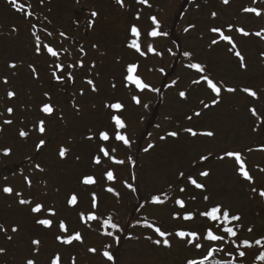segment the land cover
<instances>
[{"label": "rangeland", "instance_id": "374dc122", "mask_svg": "<svg viewBox=\"0 0 264 264\" xmlns=\"http://www.w3.org/2000/svg\"><path fill=\"white\" fill-rule=\"evenodd\" d=\"M180 1L148 0V4H141L138 0H124L122 7L116 0H44L43 4L40 0H17L23 5L21 10L9 0H0V127L3 128L0 131V223L8 228L7 234L13 236L9 241L0 232V247L7 250L0 254V264H25L27 259H35L37 264H51L57 253L61 256V264H71L73 257L76 264H185L187 259L203 258L210 247L223 249L212 255L221 261L249 264L248 259L243 260L238 255L236 244L245 239L255 242L264 237V198L251 191L252 187L264 190V171H261L264 169V57L261 56L264 35H254L258 31L264 33V0H230L228 5H224L222 0H188L185 13L177 19ZM251 7L260 9L261 15L243 11ZM92 11L98 12L99 16L92 17ZM28 12L32 15H27ZM212 12L217 16L212 17ZM137 13L139 19H136ZM152 16L160 22L159 30L167 32L168 36H148L155 27L150 19ZM93 20L94 24L89 26ZM133 24L141 31L142 51L151 44L162 55L148 53L142 57L128 47L134 38L130 32ZM190 24L196 27L185 32ZM230 24L233 28L229 31ZM174 27V32L181 39L182 50L191 52L195 63L207 65L210 78L223 82L227 87H235L236 93L222 91L218 105L203 108L201 101L211 104L215 97L205 82L201 81L199 85L192 83L205 75L187 66L192 59L176 61L173 74L163 80L174 62L176 47L170 36ZM211 27H220L226 35L233 37L245 57L246 70L240 68L238 58L228 50L230 45L226 41L211 45L213 39L219 40V34L212 33ZM240 27L253 35L243 36L236 31ZM44 29L52 35L48 36ZM34 31L40 35L42 45L49 44L61 53L58 59L47 53L38 55L34 52ZM61 32L65 35L61 36ZM93 45L98 47L93 48ZM81 47L84 53L80 52ZM80 59L84 61L83 67H68ZM93 62L94 68L91 67ZM132 62L139 64L138 75L153 88L167 84L162 103L156 104L158 92H140L135 86H126L125 69ZM10 63H16L17 67L10 68ZM58 63L64 64L63 72L55 68ZM30 65L35 67V75ZM161 68L163 72L159 71ZM54 71L62 76V80L54 78ZM68 72L72 73L74 81L68 79ZM5 77L8 83L3 82ZM88 79L94 81L98 92L91 91ZM244 87L257 91L259 99L243 93L241 89ZM8 91H14L16 96L9 98ZM180 91L187 93L186 99L179 96ZM133 95L140 97V105L134 103ZM117 101L126 106L119 114L126 121V134L132 141L130 152H133L128 157L136 163L133 165L130 160V163L116 165L102 156V164L98 166L92 162L102 143L96 134L105 129L112 133L109 116L110 111L115 110H109L105 105ZM45 103L54 108L51 115L41 111ZM154 105L155 111L152 109ZM8 107L14 108L11 115L6 111ZM251 108L256 109L255 116ZM197 111L200 116L194 115ZM188 116L192 119L188 120ZM8 119L13 121L11 125L4 124ZM40 120L45 121L44 134L36 130ZM146 122H154L149 127L147 138L143 130ZM189 127L198 133L211 130L216 135L211 138L192 137L183 131ZM21 129L29 132L27 138L19 136ZM170 131H178L180 135L160 139ZM90 135L96 138L87 139ZM40 139H44L46 145L37 150L36 144ZM103 143L110 151L116 149L113 155L117 159L127 161V146L122 148V142L112 139ZM149 143L155 147L145 153L143 149ZM62 146L69 149L65 159L58 156ZM7 148L11 149L10 154H5ZM225 150L242 152L254 183L237 175L234 158H219ZM209 154L208 161L199 160L201 155ZM32 160L36 163L32 164ZM36 164H40L44 171L36 169ZM107 169L116 173L114 182L106 180L104 173ZM203 170H210L208 178L197 176ZM179 171L196 176L199 182L206 184L207 192L195 189L182 178L178 179ZM133 173L135 180L132 179ZM83 174L93 175L97 183L82 185L80 179ZM124 181L133 184L136 191L127 188ZM99 183L107 186L99 187ZM6 186L13 188V194L3 192ZM107 187H114L119 196L108 193ZM179 187H185L186 191L181 193ZM92 192L100 201L99 208L95 210L97 215L103 219L112 215L126 235L128 230V236L124 238L123 233L107 229L122 235L119 245L104 235L103 228L95 222L86 225L78 218L79 212L92 210ZM16 193L22 195L17 196ZM73 193L79 200L76 207L67 204ZM164 193L168 196L164 205L150 202V196L160 195L164 199ZM205 194L211 197L210 201L202 199ZM192 195L197 197L195 201L190 199ZM177 198L185 199L187 209L197 213L193 220L173 218L175 212L183 215V210L174 203ZM19 199H31L33 205L43 203L45 210L42 214L32 213L29 205L18 203ZM141 199L145 201L142 207L141 204L138 206ZM216 202H222L232 213L242 216V220L234 224L238 238L228 236L222 230L219 232L215 223L199 215L200 211ZM48 208L55 209V216L47 212ZM37 217L53 219L56 224L60 220L65 221L69 234L81 232L84 242L61 244L55 239L56 235L62 234L57 225L47 231L35 223ZM146 224L173 233L168 237L171 248L155 245L146 239L147 236L153 240L163 239ZM13 225L19 226V232H11ZM208 227H212L216 234L224 235L225 239L205 240ZM248 227L253 231L248 232ZM36 229L41 232L36 234ZM179 230L199 233L195 242L203 247L198 249L194 244H188L186 240L191 238L176 237L175 232ZM33 239L41 241L38 253L31 243ZM89 248H96L97 252L90 253ZM105 250L112 251L117 260L108 261L103 256ZM245 252L253 260L254 255L247 250Z\"/></svg>", "mask_w": 264, "mask_h": 264}, {"label": "snow or ice", "instance_id": "6c2138e0", "mask_svg": "<svg viewBox=\"0 0 264 264\" xmlns=\"http://www.w3.org/2000/svg\"><path fill=\"white\" fill-rule=\"evenodd\" d=\"M9 2L12 3L18 9H21V10L23 9V5H21L20 3H17V0H9ZM138 2L141 4H148V0H138ZM229 2H230V0H222V3L224 5H228ZM40 3L43 4L44 0H40ZM116 3L121 5L122 7L124 6V0H116ZM243 11L248 12V13H254L256 16L261 15V10L258 8H255V7L245 8V9H243ZM27 15L31 16L32 13L28 12ZM91 16L94 18L98 17L99 13L92 11ZM211 16L216 17L217 13L212 12ZM136 19H139V13L136 14ZM150 19L153 22V24L155 25V27L150 32H148V36H150V37H161V36L166 37V36H168L167 32H163V31L159 30L160 29V22L157 20V18L155 16L150 17ZM94 22H95L94 20L90 21L89 26L93 25ZM195 27L196 26L194 24H190L187 28L184 29V31L187 32V31H189V29L195 28ZM232 28H233V25H231V24L228 25L229 31L232 30ZM44 31L47 33L48 36L52 35L51 32H47V29H44ZM210 31L212 33L219 34V40L213 39L211 41V45L218 44L220 42V40L226 41L230 45L228 50L230 52H233L235 57L238 58L240 68L246 70L247 64L245 62V57L238 50L236 42L234 41L233 37L231 35H226L220 27H211ZM236 31L239 32L240 34H242L243 36L253 35V33H249L243 27L237 28ZM130 32H131V35L134 37L130 41V43L128 44V47L130 49H134L142 57L147 56L148 53H155L157 55H162V53H157L155 47L151 44H149L147 46L146 51H142L141 43L139 41V37L141 36V31L137 25H135V24L131 25ZM32 34L34 36V52L36 54L39 55V54L47 53V54H50L51 57H54L57 59L60 57L61 53L59 51H57L53 46H51L49 44H43L42 45L40 35L36 34L35 31ZM60 35L64 36L65 33L61 32ZM254 35L257 37H260V36L264 35V33L258 31V32H255ZM96 47H98V46L93 45V48H96ZM65 51H67V50H65ZM168 51H171V49H169ZM80 52L84 53L83 47L80 48ZM183 55L186 57H191L192 53L185 51L183 53ZM261 56L264 57V52L261 53ZM76 66L83 67L84 66L83 59H80L77 62V64H69L68 65L69 68H73ZM187 66L191 69H196L199 73H204L206 71L205 66L199 62L190 63ZM9 67L12 69H15L17 67V65H16V63H10ZM29 67L31 68L33 74L35 75L36 74L35 67L32 65H30ZM64 67L65 66L62 63L55 64V68L57 70H59L60 72L64 71ZM91 67H93V68L95 67V62L92 63ZM138 68H139V64L136 62H132V63L127 64L126 69H125V75H124V81L126 82V86H135V88L138 89L140 92H143L144 90L159 92L160 91L159 88H153L151 84L145 82V80L140 75H138ZM159 71L163 72L164 69L161 68V69H159ZM53 76L57 81L62 80V76L58 75L55 71L53 72ZM67 77H68V79L73 80V81L75 79L72 76L71 72L67 73ZM201 81L205 82L206 86L212 91V93H214V97H215L211 100V104L204 103L203 101H201V104L203 105V108H205V109H208L209 107L214 106V105H218L221 102L222 91L227 92V93H236L237 92V89L235 87H227L226 85L223 84V82H217L214 78H210L209 75H201L199 79L192 81V83L199 85L201 83ZM3 82L8 83L7 77L4 78ZM175 83H176V81H173V84H175ZM87 84L91 86V91H93V92L99 91L92 79H88ZM113 87H115V85H113ZM241 91L243 93L248 94L252 98L259 99L258 92L253 90L252 88L244 87L243 89H241ZM81 95H83V89H81ZM7 96L9 98H14L16 96V93L14 91H8ZM45 96H48V93H45ZM179 96L181 98L186 99L187 93L185 91H180ZM132 100L134 101V103L136 105L141 104V99L139 96L133 95ZM105 107L108 108L109 110H115L114 112L110 111V116H109L110 124L112 125L113 131L110 134V132L105 129V130H100L96 134V137H98V139L102 143L98 146V153L94 155L92 162L95 165H98V166L101 165L102 164V156H103L105 158H108L113 164L123 165V164H125V160L117 159V157L115 155H113V153L116 152V149L112 148L110 151V149L108 147L104 146L103 142H109L112 139H115L116 141L122 142L125 146L131 147L132 141L129 138V136L126 134V129H127L126 121L122 118V115L119 114L125 110L126 106L124 103L117 101L114 103L106 104ZM144 107H147V105H144ZM6 111L8 114L11 115L14 112V108L8 107L6 109ZM41 111L44 114L51 115L54 112V108L52 107V105L45 103V104H43ZM250 111L252 112V114L254 116L257 114L255 108H251ZM194 115L200 116L201 113L199 111H197L194 113ZM187 119L191 120L192 116H188ZM12 123H13V121L11 119L4 121V124H7V125H11ZM36 130L40 134H44L46 132L44 120H40L38 122V124L36 125ZM121 130H125V131L122 132ZM253 130L255 131L256 129H253ZM0 131H3L2 127H0ZM183 131L186 133H190L192 137H196L198 135H201V136L211 138V137H214L216 135V133L214 131H211V130L198 133L197 131H194L191 127L185 128V129H183ZM18 134L20 137H24V138H27L29 136V132L25 131L23 129H21ZM179 135H180V133L178 131H170L166 134V136H161L160 139L166 140L168 137L176 138ZM96 137L90 135L87 137V139L92 140ZM45 145H46V141L44 139H40L39 142L36 144V148H37V150H40ZM154 147H155L154 144L149 143L147 145V147H145L143 149V151L145 153H147V152H149V150L153 149ZM248 151H251V149H248ZM68 152H69V149L62 146L58 150V156L61 159H65L67 157ZM10 153H11L10 148L5 149V154H10ZM226 157L227 158H234V161L236 164L235 171H236L237 175H239L240 177H242L243 180H245L249 183L255 182L254 177L250 174V171L246 167L245 160L243 158V154L241 151L225 150L223 155L220 156L219 158L224 159ZM209 158H210V154L209 155H201L199 157V160L200 161H208ZM77 159H79V157H77ZM128 159L132 161L133 165H135L136 162L134 160H132L131 157H128ZM35 168L41 172L44 171V169L41 167L40 164H36ZM261 171H264V169H261ZM210 174H211L210 170H203V171H199L197 176L200 178H208L210 176ZM104 176L106 177L107 181H113L114 182L117 179L116 173L112 169H107L104 173ZM179 178L186 180L191 186H194L195 189L200 190L201 192H207L206 184L199 182L198 178L196 176H193L191 173L186 175L185 172L179 171L178 172V179ZM132 179L133 180L136 179L135 173L132 174ZM27 183L29 186H31V180L30 179L27 180ZM80 183L84 186H91V185H95L97 183V180L91 174H83L81 179H80ZM124 183H125L127 188H129L133 191H136V188L133 186V184L128 183L127 181H124ZM169 187L171 188L172 186L169 185ZM2 190L4 193L9 194V195L13 194V191H14L13 188L10 186H6ZM105 190L108 193H114L116 196H119V193L116 191V189L114 187H107ZM179 191L181 193H184L186 191V188L185 187H179ZM251 191H252V193H258V195L260 197L264 198V190H258L257 188L252 187ZM16 195L21 196L22 194L16 193ZM196 198L197 197L195 195H192L190 197V199L192 201H195ZM149 199H150V202L153 204L164 205L168 199V196H167V193H164V199H162L160 195H152V196H150ZM202 199L205 202H208V201H210L211 197L209 195L205 194V195H203ZM18 203L21 205H29L30 211L32 213L42 214L45 210V205L43 203L37 202L33 205V201L31 199H19ZM174 203L181 210H183V215H181L180 212L173 213L174 219H181L182 218L185 221H191L197 215L196 212L187 209V204H186L185 199L177 198L174 201ZM67 204L69 206L76 207L79 204L78 196L75 193L71 194L67 200ZM99 206H100L99 197L97 196V194L95 192H92L90 194V207L92 210L88 211L87 213L79 212L78 216L81 219V221L84 222L86 225L90 221H96V222L100 223L102 218H101V216L97 215V212L95 211L99 208ZM142 206L143 205H141V207ZM47 212L50 215L55 216V209L54 208H48ZM199 215L201 217L207 218L210 221L217 222L216 226L218 228L221 224L225 225V227L222 228V231L224 233H227L231 237L238 238V230H237L236 226L235 225L228 226V225H231L232 222H240L242 220V216L239 213H232L230 208H228L222 202H216L214 204H211L204 211H200ZM35 223L37 225L43 226L45 229H51L53 227L54 220L50 219V218H39V217H37L35 219ZM138 223H139V221H138ZM146 226L149 228H154L155 233H157L159 237L163 238L162 240L161 239L153 240L151 236H147L146 239L152 241V243L155 245L163 244V246L171 248L172 244H171L170 240L168 239V237L173 235V233L162 231L160 227H156L153 224H146ZM101 227L104 229V232H103L104 235L113 238L114 242L117 245L120 244V241H121L120 235H118L112 231L107 230V229L111 228V229L117 230V232H119V233L124 232V228L121 227V225L119 223L114 222L112 215H108L107 218L102 220ZM240 227L242 228L243 225H240ZM58 228L62 234L56 235L55 239L57 241H59L61 244L73 245L74 242H79V243L84 242V237H83L81 232L73 231V232H71V234H69L70 230H69V227L65 221L60 220L58 222ZM247 231L252 232L253 231L252 227H248ZM0 232H3L5 234L7 240L11 241L13 239L12 235L7 234L8 228L4 227L3 223H0ZM11 232L12 233L19 232V226L13 225L11 227ZM199 235L200 234L195 232V231L179 230V231L175 232V236L178 238H181V239L191 238V239H187L186 242L188 244H194V246L198 249L203 247L202 244L195 242L199 239ZM129 238H132V237L129 236ZM204 239L207 241H223L225 239V237H224V235L216 234L212 230V227H208L205 230ZM31 243H32V245L35 246V251L38 253L41 241L39 239H33L31 241ZM233 243H235V241H233ZM262 243H264V237H262L261 239L255 240L256 245H261ZM242 244L245 248H251L252 247V242H250L249 240H246V239L242 241ZM107 247L111 248V245H108ZM237 247L239 248V245H237ZM6 251L7 250L4 247H0V254H5ZM88 251L90 253H96L97 249L96 248H89ZM217 251H223V249L222 248H216V247H210L207 254L204 255L203 258H201L199 260L195 259V258L187 259L185 264H206L209 257L214 255ZM238 255L240 257H244L246 255V252L241 250L238 252ZM103 256L106 257L107 260L110 262H115L117 260V257L113 254L112 251H109V250L103 251ZM229 256H231V253H229ZM259 259L264 261V253L260 254ZM25 264H37V262L35 259H27ZM51 264H61V256L58 253L51 260ZM71 264H76L75 257L72 258ZM216 264H232V262L231 261H217Z\"/></svg>", "mask_w": 264, "mask_h": 264}, {"label": "trees", "instance_id": "16d2710c", "mask_svg": "<svg viewBox=\"0 0 264 264\" xmlns=\"http://www.w3.org/2000/svg\"><path fill=\"white\" fill-rule=\"evenodd\" d=\"M187 1L188 0H181L180 1V11H179V13H178V16H177V19H180L182 16H183V14L185 13V9L188 7V4H187ZM189 2V1H188ZM175 27L173 28V31H171V37L173 38V41L175 42L174 44H175V47H176V51L174 52V62H172V64H173V66H172V69L170 70V71H168V72H166L165 73V76H164V79L163 80H166V79H168L172 74H173V71L175 70V63H176V61L177 62H180V61H182V60H184V59H187V60H191L192 59V57H186V56H184L183 55V53L185 52L184 50H182V47H181V39H180V37L178 36V34H176L175 32ZM191 63H195L194 61H193V59H192V62ZM197 63V62H196ZM200 63V62H199ZM201 64H203V63H201ZM204 66H205V69H206V71L204 72L205 73V75L206 74H208V75H210V72L208 71V67H207V65H205V64H203ZM166 87H167V84H164V86H159V89H160V91L158 92V95H157V102H156V104H159V103H162V99L165 97V94H166V91H165V89H166ZM152 109L155 111V109H156V107H155V105H154V107H152ZM143 120V119H142ZM141 120V121H142ZM152 123H154V122H150V123H144V125H145V128L143 129L144 130V134H145V138H147L149 135H150V130H149V127H151V125H152ZM113 142H111V146H113V144H112ZM124 145V144H123ZM121 147V146H120ZM125 147V145L122 147V148H124ZM130 148L131 147H126V149H125V151H126V153H127V155H126V159H127V161H125V162H128V163H130L131 161L128 159V156H129V153H132L133 151H131L130 152ZM132 149V148H131ZM34 163H36V160H32V164H34ZM202 163V162H201ZM35 166V165H34ZM22 170V169H21ZM98 182H100L99 180H98ZM101 186H103V188H105L106 186H107V184H105V185H101L100 183H99V187H101ZM138 193V192H137ZM161 197H163V196H161ZM87 204V203H86ZM140 204L141 205H144L145 204V201H143L142 199H141V201H139V204H138V206H140ZM82 212H85V213H87L88 211H85V210H83ZM78 218H79V216H78ZM80 219V218H79ZM105 219V218H104ZM113 219H114V222L115 221H117V219H115L114 217H113ZM102 220H103V218L101 219V222L100 223H98V222H96V221H90V222H95V224L96 225H98V226H100L101 227V224H102ZM135 220V223H137L139 220H137V219H134ZM210 221V220H209ZM208 221V222H209ZM210 222H213V221H210ZM117 223H119L118 221H117ZM213 223H215V227H216V229L220 232V230H222V228L223 227H225V225H223V224H221L220 226H219V228L216 226L217 225V222H213ZM235 223H237V222H232V224L231 225H228V226H232V225H234ZM56 223H54L53 224V226L55 225ZM57 225V227H58V224H56ZM42 228H44L43 226H41ZM45 229V228H44ZM110 230H112L111 228H109ZM47 231H49L50 229H46ZM104 230V229H103ZM114 230V229H113ZM36 232V234H38V232L40 233L41 232V230H39V229H36L35 230ZM43 231V230H42ZM58 231H60L59 230V228H58ZM109 231V230H108ZM29 233V232H28ZM27 233V234H28ZM34 234H33V232L31 233V236H33ZM228 235V234H227ZM123 236H124V238H125V236L127 237L128 236V230H127V235H126V232L124 231L123 232ZM228 236H230V235H228ZM120 237H122V235L120 234ZM38 238V237H37ZM261 239V238H260ZM235 245V244H234ZM237 245H239V250H238V252L239 251H241V250H243V251H246L247 250V252L248 253H250V254H253L254 256H253V260H251V259H249L246 255L244 256V257H242L243 258V260H245V259H248L249 260V264H264V261H262V260H260L259 259V256H260V254L261 253H264V243H262L261 245H256L255 244V242H252V247L251 248H245L244 246H243V244H242V242L240 243V244H236V246ZM217 261H221V260H219L216 256H211V257H209V259H208V261L206 262V264H216V262Z\"/></svg>", "mask_w": 264, "mask_h": 264}]
</instances>
